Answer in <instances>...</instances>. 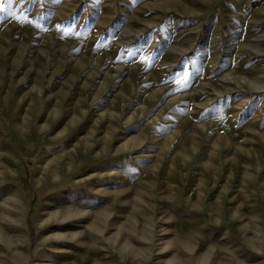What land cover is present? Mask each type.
<instances>
[{
	"label": "rangeland",
	"instance_id": "1",
	"mask_svg": "<svg viewBox=\"0 0 264 264\" xmlns=\"http://www.w3.org/2000/svg\"><path fill=\"white\" fill-rule=\"evenodd\" d=\"M0 4V264H264V0Z\"/></svg>",
	"mask_w": 264,
	"mask_h": 264
},
{
	"label": "snow or ice",
	"instance_id": "2",
	"mask_svg": "<svg viewBox=\"0 0 264 264\" xmlns=\"http://www.w3.org/2000/svg\"><path fill=\"white\" fill-rule=\"evenodd\" d=\"M4 7L3 4H0V10H2ZM21 15L25 16V20H20L18 21L19 23H24V22H28V23H32L31 17H29L27 15V13H22ZM58 30H61L59 26H57ZM62 34L64 35H69L70 33L68 32L67 28L65 27V29L62 30ZM134 55L139 56L140 53L137 52ZM120 57H117V59H119ZM144 57H141V62H144ZM176 83V87L177 90H184L189 86L190 83V78L187 72L185 71H181L179 74L176 75L175 77V81Z\"/></svg>",
	"mask_w": 264,
	"mask_h": 264
},
{
	"label": "bare ground",
	"instance_id": "3",
	"mask_svg": "<svg viewBox=\"0 0 264 264\" xmlns=\"http://www.w3.org/2000/svg\"><path fill=\"white\" fill-rule=\"evenodd\" d=\"M237 31H238V30H237ZM237 31H233V34H236ZM162 36H163V33H161V34L159 35L160 38H161ZM202 49H203V47L200 48V50H202ZM200 50H198V52H199ZM176 61L179 62V60H176ZM184 63H185V59L182 58L180 64L183 65ZM169 65H170V64H169ZM181 67H182V66H181ZM13 202H14V200H12V203H11V207H12V208L14 207ZM69 211H72V209L69 210ZM74 213H75V212H74ZM71 214H72V213H71ZM71 214H70V216H71ZM72 216H74V215H72ZM46 253H47V252H46ZM49 255H50V254H49ZM50 256H51V255H50Z\"/></svg>",
	"mask_w": 264,
	"mask_h": 264
}]
</instances>
